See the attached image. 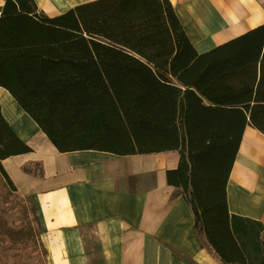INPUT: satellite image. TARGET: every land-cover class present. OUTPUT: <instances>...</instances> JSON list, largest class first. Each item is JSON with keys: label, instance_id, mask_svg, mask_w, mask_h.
<instances>
[{"label": "trees", "instance_id": "trees-1", "mask_svg": "<svg viewBox=\"0 0 264 264\" xmlns=\"http://www.w3.org/2000/svg\"><path fill=\"white\" fill-rule=\"evenodd\" d=\"M0 87L60 152L178 151L167 182L221 264H264V224L231 213L227 185L248 125L264 133V23L199 52L171 0H93L49 16L4 0ZM0 105V264H48L3 160L33 152ZM42 178V161L22 165ZM17 233L16 236H13Z\"/></svg>", "mask_w": 264, "mask_h": 264}, {"label": "crops", "instance_id": "crops-1", "mask_svg": "<svg viewBox=\"0 0 264 264\" xmlns=\"http://www.w3.org/2000/svg\"><path fill=\"white\" fill-rule=\"evenodd\" d=\"M55 16L93 0H35ZM199 52L264 23V0H171ZM5 1L0 0V15ZM232 5L238 10L228 13ZM223 7V8H222ZM228 35L222 41L217 36ZM2 114L34 151L3 166L27 198L49 264H221L194 228L189 203L167 182L178 151L117 155L99 150L60 152L14 97L0 87ZM42 161L45 175L22 169ZM231 213L264 224V133L248 125L227 185Z\"/></svg>", "mask_w": 264, "mask_h": 264}, {"label": "bare ground", "instance_id": "bare-ground-1", "mask_svg": "<svg viewBox=\"0 0 264 264\" xmlns=\"http://www.w3.org/2000/svg\"><path fill=\"white\" fill-rule=\"evenodd\" d=\"M237 10H238V7L234 6V5H232L231 7H229L227 9L228 13H230V14L233 13V12H236ZM227 38H228V35H220V36H217L216 41L219 42V41L225 40Z\"/></svg>", "mask_w": 264, "mask_h": 264}, {"label": "rangeland", "instance_id": "rangeland-1", "mask_svg": "<svg viewBox=\"0 0 264 264\" xmlns=\"http://www.w3.org/2000/svg\"><path fill=\"white\" fill-rule=\"evenodd\" d=\"M20 192V191H19ZM21 193V192H20ZM22 194V193H21ZM23 195V194H22ZM24 196V195H23ZM25 197V196H24ZM26 198V197H25ZM27 199V198H26ZM29 202V201H28ZM30 204V203H29ZM31 208V206H30ZM32 211V210H31ZM33 213V212H32ZM34 215V214H33ZM35 218V217H34ZM39 232V231H38ZM17 233H14L13 236H16ZM40 234V233H39ZM41 236V235H40ZM49 264V263H48Z\"/></svg>", "mask_w": 264, "mask_h": 264}]
</instances>
